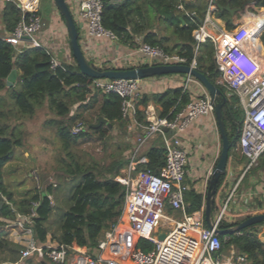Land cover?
<instances>
[{"label": "built area", "instance_id": "2783aa9c", "mask_svg": "<svg viewBox=\"0 0 264 264\" xmlns=\"http://www.w3.org/2000/svg\"><path fill=\"white\" fill-rule=\"evenodd\" d=\"M7 2L16 5L22 18L14 31L5 33L1 40L9 43L16 54L25 49L41 48L50 56L52 69L62 67L64 64L57 60L56 51L40 38L44 28V22L38 14L40 1L0 0V9ZM66 2L75 23L80 21L85 24L88 39L119 42L118 38L101 24L102 0ZM177 10L183 12L190 20H195L196 15L185 11L182 4L177 5ZM262 12L264 11L250 5L239 14L240 19L236 26H240V30L230 33L226 30L225 23H219L215 5L208 1L202 24H198L192 32L196 50L206 40L212 43L213 59L219 72L216 84L225 88L228 96H236L243 110L238 147L246 160L245 173L257 167L259 158L264 153V59L258 52H262V47L257 44V38L264 31V22L261 25L262 30L254 35L255 45L252 46L245 35L244 18L247 19L250 15L258 18ZM136 45L133 50L142 55L138 67L187 65L185 58L167 54L159 47H151L139 40H136ZM114 61L130 63L134 58L133 55L115 57ZM187 66L196 69L195 59ZM139 82L102 79L92 80L91 84V90L94 92L113 93L120 97L121 116L127 121L129 130L138 125L141 127L134 140L128 163L115 179L125 189L118 222H124L126 229L116 231V227H112L98 239L97 245L92 249L49 245L39 242L34 235V211H31L30 215H16L13 220L4 222L10 229V236L21 247L20 260L34 256L40 260L46 259L51 264H249L246 257L233 247L226 253L222 242L227 239L221 241L215 233L230 198L219 215L213 219V229H209L205 224L204 205L199 211L187 213L184 197L190 191L186 181L188 155L181 146L180 135L196 119L214 115V104L207 92L193 77L183 76L182 94L189 95V102L176 112L172 119L159 118L152 104L141 108L137 104L141 98ZM194 86L198 88L195 97L190 95ZM138 112L143 114V125L138 123ZM81 133L83 129L80 124L71 128L72 136ZM155 138H159L165 148V165L158 174L148 170L137 171L138 165L147 162L145 146ZM209 179L210 174L206 183ZM168 208L173 213H178L180 219L169 216ZM166 222L172 223V227L164 233L165 238L158 241L156 237L160 235L159 230L163 229ZM140 239L153 244V249L149 252L137 249L136 243Z\"/></svg>", "mask_w": 264, "mask_h": 264}, {"label": "trees", "instance_id": "16d2710c", "mask_svg": "<svg viewBox=\"0 0 264 264\" xmlns=\"http://www.w3.org/2000/svg\"><path fill=\"white\" fill-rule=\"evenodd\" d=\"M203 1L102 0L101 24L118 38L121 45L130 49L137 46L136 38H141V42L146 45L159 47L167 54H176L185 58L187 65L195 59L196 70L221 91L219 101H222V97L226 98L222 115L228 138L231 139L235 133L238 135L229 153L231 157L235 156V150L239 152L238 140L242 127L243 110L236 96H228L226 89L216 84L219 72L213 59L212 43L206 40L197 50L195 49L196 43L192 38V32L198 26L197 20L192 21L184 16L183 12L177 10V5L182 4L185 11L194 13L202 20L207 7L206 1L204 3ZM245 1L247 0H216V3L222 7L229 4L230 8H240ZM262 1L258 0L255 5L256 9L264 8ZM217 17L225 22L227 31L232 32L236 29L237 26L228 23V12L217 11ZM21 18L20 10L12 2L5 3L0 9V91L12 90L11 97L18 109L14 117L19 119H29L34 116L37 109L47 105L50 114L53 115V119L48 123L56 127L62 150L68 160V162L63 161L62 175L68 179L67 184L79 182L68 190L62 202L63 208H53L50 197L54 194L52 186L47 187L45 194L35 192L30 196L15 200L4 184L3 171L14 150L23 145L22 132L19 127H12L0 121V264L17 262L21 250V247L4 238V235L10 231L4 221H11L16 215H30L31 211L35 212L34 235L39 242H46L47 223L54 215L57 233L52 234V240L68 247L94 248L103 231L116 226L120 219L125 189L114 177L128 163V160L124 159L114 162L103 174L95 168L84 167L75 160L71 147L86 134L71 135V127L76 119L84 111L93 109L97 104L98 116L104 118L111 128L117 126L126 131L127 121L121 116V99L113 93L98 92L101 94L100 101H98L97 91L91 90L92 80L80 74L74 60L73 65H63L52 69L50 56L41 48L25 49L20 54H16L14 48L2 41L1 37L4 32L12 33ZM61 19L63 21L62 17ZM249 19L250 22L246 23L244 30L247 41L253 46L255 45L254 35L264 22V14L258 18L250 17ZM157 26H163L165 30L169 28L168 31L175 36V42L171 47L167 45L169 38L159 35ZM258 52L262 55L260 50ZM13 69L19 73L17 83L19 90H16V86L7 88L5 84V79ZM111 69L114 68L107 69L102 66L101 69L96 70ZM152 99L160 107L158 117L167 119H172L175 113L190 100L188 94H182L181 87L154 95ZM147 101V97H142L137 104L145 106ZM73 107H76L75 113L70 115ZM237 116H240L241 120ZM137 119L139 123L145 124L142 113H137ZM90 131L103 138L108 129H104L102 124ZM129 149L130 146L126 145L125 150ZM145 157L147 162L138 165L137 171L148 170L158 174L165 165V148L159 138H157L156 145L146 150ZM255 169L264 170V153L259 158ZM223 180L224 176L219 179L218 188ZM184 200L188 204V214L202 207V196L193 190L185 194ZM167 211L170 212V209L168 208ZM262 225L263 223L254 225L229 236L225 242H222L223 250L233 247L246 257L249 264H264V239L257 229ZM230 226L222 222L219 224L221 229ZM220 239L223 241L224 238L220 237ZM153 247V244L142 239L136 243V248L143 252H149Z\"/></svg>", "mask_w": 264, "mask_h": 264}, {"label": "crops", "instance_id": "0c3cea01", "mask_svg": "<svg viewBox=\"0 0 264 264\" xmlns=\"http://www.w3.org/2000/svg\"><path fill=\"white\" fill-rule=\"evenodd\" d=\"M54 8L55 7L52 3L49 11L41 12L39 6L38 14L44 22V28L40 33V38L48 47H50L53 51H56L55 56L61 64L73 65L74 59L71 54L69 39L65 30L64 21H62L61 16L56 8ZM262 13L264 14V12ZM219 23L223 25L225 22L219 19ZM77 25H82V27L78 30V40L81 50L89 63H93L94 65L101 67L109 64H112V66L114 65L116 67L117 65L122 64L125 67L124 69H130L129 67H138V61L142 59V55L140 53H137L135 50L121 45L119 42L111 43L105 40L95 41L88 39L86 37L85 24L79 21L77 22ZM3 34H5V32ZM136 40H139L141 42V38H136ZM262 53L264 54L263 49ZM132 55L134 61L130 63H127L128 61L126 63H122L121 61H114L115 57ZM17 75H19L18 72ZM182 80L183 75L154 77L141 80L139 82L141 98H148L147 104H152L155 107V111L158 116L160 107L153 102L152 96L163 94L171 89L180 88ZM18 82L19 81H16L14 86L17 87ZM197 93L198 88L195 86L192 87L190 90V95L195 97ZM139 106L141 108V106L143 105ZM132 128V131L136 134L141 131V127L139 125ZM180 141L183 150L188 155L186 181L190 186V190H193L196 194L202 196L203 206L206 195L205 193L207 191L209 183V180L206 183V179L217 163L221 148L220 135L214 115L196 119L180 135ZM156 144V138L149 141V143L144 148V154L149 147ZM234 152L235 156L229 157L226 167V174L224 176L222 184L218 188L213 208L214 219L219 215L221 209L230 198L221 222H224L231 226L238 224L253 215L264 213V170L255 169V167L245 173V158L240 154V151L236 152L235 150ZM185 204L188 207V204L186 202ZM167 213L169 216L173 217L176 220L180 219V215L178 213H173L172 211H167ZM169 224L172 227V223ZM115 227L116 231L120 229L125 230L126 224L124 222H118ZM108 230L103 231L100 238H102L104 233ZM9 233L10 231L6 235H4V238L7 241H10L11 243H14L20 247V245L17 244V242L12 236H10ZM54 233H57V229H54V231L48 229L45 244H57L54 240H52V234ZM9 264L51 263L46 259L40 260L33 256L25 260H20L19 257L17 262Z\"/></svg>", "mask_w": 264, "mask_h": 264}, {"label": "rangeland", "instance_id": "374dc122", "mask_svg": "<svg viewBox=\"0 0 264 264\" xmlns=\"http://www.w3.org/2000/svg\"><path fill=\"white\" fill-rule=\"evenodd\" d=\"M39 1L41 12H47L50 10L53 0ZM204 1H206V3L208 2L207 0ZM257 10L264 11V8ZM255 15H257V13ZM239 16L240 15H235L233 20L235 24L238 23L240 19ZM248 17L250 18L252 16ZM249 22L250 21H245V25ZM157 29L159 35L169 38L167 45L171 47L175 42V36H173L171 31H168L170 29L168 28V30H165L163 26H157ZM239 30L240 26H237L232 32L235 33ZM257 44L261 46L264 51V31H262L261 35L257 38ZM260 56L264 59L263 53ZM90 65L94 69L102 68L93 63ZM113 67L115 68L112 64L103 66V68L107 69ZM116 67L119 69L125 68L122 64L117 65ZM19 89L20 87L17 86L16 90ZM11 95L12 90L10 89L0 91V121L9 124L12 127H19V130L22 132L23 145L14 150L10 161L4 167V184L13 194L15 200H19L24 196H30L35 192L45 194L47 187L52 186L54 188V194L50 197L53 208H63L62 202L65 195H67L68 190L74 187L79 181H75L73 184H67L68 179L62 175L64 169L63 161L68 162V160L65 152L62 150L61 141L57 135L56 127L54 125L51 126L48 123L53 119V115L50 114L47 105L45 104L37 109L34 116L29 119H19L18 117H14L15 112H17L18 109L15 106ZM100 97L101 94L97 92L96 99L98 101H100ZM75 108L76 107H73L71 109L70 115L75 113ZM97 109L98 105L96 104L93 109L84 111L73 123L72 127L80 124L83 133L86 134L79 138L76 144L71 147V153L75 157V160L84 167L95 168L99 173L104 174L107 172L110 164L119 162L123 159L128 160L129 154L132 150L131 146L134 144L137 134L132 130L130 131L128 125H126V131H123L122 128L117 126L111 128L109 124H103V128L108 129L106 136L103 138L92 133L90 131V129H93L91 126L96 125L100 117L98 116ZM237 117L241 120L240 116ZM126 145H129L131 149L126 151ZM123 169H121L114 177L115 179L120 175ZM223 224L226 223L223 222ZM47 228L53 231L56 229L54 215L51 216L47 223ZM170 229V224L166 222L163 224V229L159 230V233H166ZM257 229L258 232L261 233V237L264 239V224ZM229 250L230 248L226 249L225 252L227 253Z\"/></svg>", "mask_w": 264, "mask_h": 264}, {"label": "water", "instance_id": "95a60500", "mask_svg": "<svg viewBox=\"0 0 264 264\" xmlns=\"http://www.w3.org/2000/svg\"><path fill=\"white\" fill-rule=\"evenodd\" d=\"M207 1H211L215 5L217 11L228 12V23L233 26H236V24L233 22L235 15L242 13L250 5L255 6L258 3V0H247L242 4L240 8H230L229 4H227L225 7L218 5L216 3V0ZM261 3L264 4V0ZM53 5L60 14V16L63 18L65 30L69 39L71 54L82 76L87 77L91 80L107 79L141 81L154 77L190 75L196 81H198L201 86L205 89L211 102L214 104V117L216 119L221 141L219 157L216 165L210 173V179L204 201V221L209 229H213V208L218 191L217 185L219 179L225 176L226 174L229 153L232 144L235 142L238 136L237 133H235V135L231 139L228 138V131L226 129L222 115V108L226 104V98L222 97V101H219V98L222 95L221 91L215 85L210 83L202 73H200L196 69H192L187 65H152L147 67H137L125 70L111 69L103 71H98L94 69L86 60L79 45L78 30L82 27V25H77L75 23L66 0H53ZM194 18L197 20L198 24H202L201 19H199L197 16H194ZM23 40H28V38H23ZM16 81H19V77L17 75V71L13 69L5 79L6 87L13 88ZM102 124H107V121L104 118L99 117L97 124L91 126V128L96 129ZM261 223L264 224V213L248 217L240 223L230 226L226 229L215 228V233L219 237L227 239L229 236L237 234L245 228ZM156 238L158 241H162L165 238V234H160Z\"/></svg>", "mask_w": 264, "mask_h": 264}, {"label": "bare ground", "instance_id": "6f19581e", "mask_svg": "<svg viewBox=\"0 0 264 264\" xmlns=\"http://www.w3.org/2000/svg\"><path fill=\"white\" fill-rule=\"evenodd\" d=\"M247 17H248V16H247ZM249 20H250L249 17H248L247 19L244 18V21H249ZM260 29H261V28H260Z\"/></svg>", "mask_w": 264, "mask_h": 264}]
</instances>
